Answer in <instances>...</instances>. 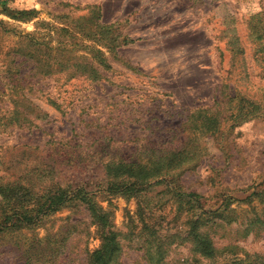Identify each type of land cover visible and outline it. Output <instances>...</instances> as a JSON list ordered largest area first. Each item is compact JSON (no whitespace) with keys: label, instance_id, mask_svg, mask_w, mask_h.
<instances>
[{"label":"rangeland","instance_id":"obj_1","mask_svg":"<svg viewBox=\"0 0 264 264\" xmlns=\"http://www.w3.org/2000/svg\"><path fill=\"white\" fill-rule=\"evenodd\" d=\"M6 10L37 14L23 22ZM95 11L109 28L104 36L89 39L82 34H97ZM0 22L5 24L0 27V158H7L0 177L26 179L35 148L53 134L72 155L51 164V178L65 187L84 188L112 211L116 229L123 233L119 264H148L125 236L137 201L109 191L105 164L146 160L150 150L188 146L196 152L183 137L171 136L183 130L194 109L211 108L228 120L219 135L199 139L200 155L196 153L180 184L183 191L198 194L206 210H236L239 220L214 231L219 249L215 263L198 258L190 244H175L166 264L264 262V226L245 232L251 220H264V115L234 123L227 104H218L238 89L262 102L264 110V54H256V33L264 30V0H0ZM30 33L40 43H62L76 57L88 53L104 60L98 79L89 74L43 76L47 54L31 45ZM121 35L133 42L115 47ZM241 47L242 52L236 51ZM98 51L102 54L96 57ZM226 82L230 85L222 90ZM15 101L33 125L18 128L12 123ZM95 140L92 147L84 146ZM165 187L156 186L147 196L154 202V218L171 220L178 206L163 194ZM166 224L173 230L172 220ZM100 244L87 209L71 206L38 226L1 236L0 264H27L22 257L26 250L32 264H87ZM53 251L50 260L35 261L38 254Z\"/></svg>","mask_w":264,"mask_h":264},{"label":"trees","instance_id":"obj_2","mask_svg":"<svg viewBox=\"0 0 264 264\" xmlns=\"http://www.w3.org/2000/svg\"><path fill=\"white\" fill-rule=\"evenodd\" d=\"M6 13L13 19L23 22L33 20L37 14L35 10H6ZM94 13H97L96 25L99 30L95 36L84 31L83 37L89 39L104 36V30L109 28L108 25L101 22V12L95 11ZM3 25L5 24L0 22V27ZM3 30L11 31L5 27ZM61 31L65 30L61 29ZM35 34H27V37L34 47H38L39 50H42L41 47L45 48L47 60L44 62V66L47 69L43 76L66 73L73 79L89 74L94 81L98 79V75H100L98 65L105 63L104 60L96 61L88 53L76 57L73 55V51L62 43L54 45L51 42H38ZM256 36L258 38L256 54H264L263 28L257 31ZM120 37L122 40L115 44L117 48L133 42L126 36L121 35ZM236 45H241L238 38ZM242 50L243 47L236 48L238 52H242ZM100 54L102 52L98 51L96 57ZM34 70L39 71L38 65L34 67ZM229 85L227 82L224 83L222 90ZM18 99L23 100L20 96ZM220 100L218 104H227V113L230 114V120H233L234 123L239 122L243 117L254 118L264 115L263 103L251 98L242 90L236 89L232 96L227 95V102L223 99ZM15 102L16 109L13 113L12 123L18 128L33 125V120L27 112H20L18 106L21 102ZM31 109L30 107V113ZM210 109L203 107L194 109L193 114L183 124V130L178 135L171 136V138L175 137L173 140L183 137L184 144L197 148L195 154L187 149L188 146H184L179 150L169 149L160 152L150 150L146 152L149 153L146 160H140V158L134 161L122 159L109 161L105 164L109 191L137 201L135 220H132L131 217V229L125 236L130 243L138 245V249L143 252L148 264H166L170 250L175 244H190L191 250L198 255V258L215 263L219 257V249L216 247L214 231L223 228L222 225H233L239 220L236 210H206L201 203L200 196L196 193L183 191L180 184L181 175L191 170L190 165L195 160L196 153L200 155V151H198L199 139L205 135H219L223 122L228 120L227 116L217 115ZM192 128L194 130H191ZM28 133L30 136L33 134L36 136L32 130H29ZM96 142L97 140L86 142L84 146L92 147ZM64 145L62 141L55 140L52 134L50 140H47L43 146L35 148L38 153L33 154V164H30L29 170H26L28 176L26 179L12 181L6 177H0V237L38 226L43 219L64 208L84 206L93 224L97 227L101 239L100 247L89 253L87 264H119L124 250L123 233L116 229L112 211L98 204L84 188L65 187L60 184L59 180L51 178V164L58 165L59 160L64 156L72 155V150L66 151L67 146ZM23 146L30 147V145ZM81 152L84 151L81 150ZM6 159V156L0 158V165L4 164L7 167ZM159 185L166 186L163 194L169 196L171 202L178 206L176 214L171 219L174 222L173 225H170L173 226V230H168L169 225H165V220H171L166 217L155 219L153 216L152 205L154 202L149 200L147 195ZM254 195L258 194L254 193ZM257 225L264 226V220L260 221L259 218L251 220L245 232H252L253 227ZM139 227L140 230L137 231ZM29 253L30 251L26 250L22 257L27 259V264H32V258L28 257ZM54 253L55 251L48 255L38 254L35 261L45 262L48 260L46 257H49L50 260ZM199 263L201 262L199 261ZM233 264H242V262L236 261Z\"/></svg>","mask_w":264,"mask_h":264}]
</instances>
